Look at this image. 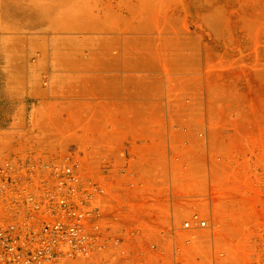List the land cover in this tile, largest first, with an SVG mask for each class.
<instances>
[{
  "label": "rangeland",
  "instance_id": "rangeland-1",
  "mask_svg": "<svg viewBox=\"0 0 264 264\" xmlns=\"http://www.w3.org/2000/svg\"><path fill=\"white\" fill-rule=\"evenodd\" d=\"M24 6L0 3V167L79 164L133 264H264V0Z\"/></svg>",
  "mask_w": 264,
  "mask_h": 264
},
{
  "label": "built area",
  "instance_id": "built-area-1",
  "mask_svg": "<svg viewBox=\"0 0 264 264\" xmlns=\"http://www.w3.org/2000/svg\"><path fill=\"white\" fill-rule=\"evenodd\" d=\"M0 193L23 209L0 218V264H133L127 228L107 217V190L85 179L79 164L8 160L0 167ZM195 227L207 221L183 224Z\"/></svg>",
  "mask_w": 264,
  "mask_h": 264
},
{
  "label": "crops",
  "instance_id": "crops-1",
  "mask_svg": "<svg viewBox=\"0 0 264 264\" xmlns=\"http://www.w3.org/2000/svg\"><path fill=\"white\" fill-rule=\"evenodd\" d=\"M107 0H0V3L2 2H16V3H25L24 8L22 9L25 14L24 17L29 19H32L34 17L36 18H45V17H54V18H65V17H71V16H66V10H67V5L72 3L73 7L75 8L78 3H99ZM36 4V9H38L37 12H42V13H34L35 10V5ZM49 11L50 14L47 15L45 12ZM52 12V13H51ZM56 12V13H55ZM58 12V13H57ZM3 13L0 10V18H2ZM44 23V22H43ZM32 29H29V31L25 32H39V33H51V32H61V30H51V29H39V30H34L33 23L31 22V25H28ZM51 25L43 24L41 27L48 28ZM1 26H0V34H1ZM65 32V31H64ZM81 32V31H79ZM1 65H2V60L0 58V154L2 153L3 150V135L2 132L6 130V127L3 128V110H2V96H3V89H2V81H3V75H2V70H1ZM12 78V76H11ZM16 78V77H14ZM10 79H7V81ZM12 80V79H11ZM11 124V123H10ZM4 129V130H3ZM125 195V193H124ZM127 210V208H126Z\"/></svg>",
  "mask_w": 264,
  "mask_h": 264
},
{
  "label": "bare ground",
  "instance_id": "bare-ground-1",
  "mask_svg": "<svg viewBox=\"0 0 264 264\" xmlns=\"http://www.w3.org/2000/svg\"><path fill=\"white\" fill-rule=\"evenodd\" d=\"M23 16H24V15H23ZM26 19H28V18L26 17ZM26 19H25V20H26ZM28 21H29V20H28ZM29 22H30V21H29ZM26 23H27V22H26ZM28 24H29V23H27V25H28ZM248 73H249V72H248Z\"/></svg>",
  "mask_w": 264,
  "mask_h": 264
}]
</instances>
